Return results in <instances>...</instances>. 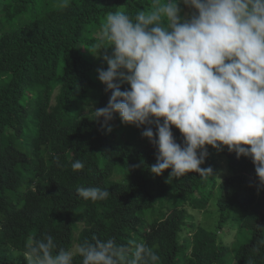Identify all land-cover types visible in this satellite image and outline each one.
<instances>
[{"label":"trees","instance_id":"16d2710c","mask_svg":"<svg viewBox=\"0 0 264 264\" xmlns=\"http://www.w3.org/2000/svg\"><path fill=\"white\" fill-rule=\"evenodd\" d=\"M228 220L264 264V0H0V264H219Z\"/></svg>","mask_w":264,"mask_h":264},{"label":"rangeland","instance_id":"374dc122","mask_svg":"<svg viewBox=\"0 0 264 264\" xmlns=\"http://www.w3.org/2000/svg\"><path fill=\"white\" fill-rule=\"evenodd\" d=\"M191 148H188V150H194L196 151L197 155H200L202 152V147L200 145H192ZM213 152H216L218 156H221L220 153L222 152L221 148H213ZM201 156V155H200ZM197 162L199 160L197 159ZM216 164V165H215ZM214 164V174L212 175L211 180L215 181L217 179V182L220 181L222 178H224L229 173V166L225 162L224 164L215 163ZM190 214L192 215V221L202 224V225H208L209 227H214V218H218V215L220 213L219 208L212 207L210 203L207 205V209H190ZM232 221L228 220L224 225L223 228L218 231V234L222 237V240L230 245V251L221 259V262L219 264H229V262L232 259V256L234 254L235 249L241 243L242 240L248 239L249 234L244 233H238L237 228L232 225ZM226 229V230H225ZM73 250H76V246L73 247ZM55 258H52L50 260H54ZM52 261H49L47 264H52Z\"/></svg>","mask_w":264,"mask_h":264}]
</instances>
